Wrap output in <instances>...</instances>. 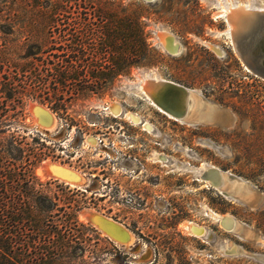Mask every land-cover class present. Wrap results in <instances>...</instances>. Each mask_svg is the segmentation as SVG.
I'll use <instances>...</instances> for the list:
<instances>
[{
    "label": "rangeland",
    "instance_id": "rangeland-1",
    "mask_svg": "<svg viewBox=\"0 0 264 264\" xmlns=\"http://www.w3.org/2000/svg\"><path fill=\"white\" fill-rule=\"evenodd\" d=\"M103 1L120 4L140 15L148 35L145 66L109 78L97 94L77 97L69 92L62 101L52 103L27 98L22 113L5 134L16 138L15 160L8 156L5 146L0 147L1 167L23 166L28 150L40 152L39 144H43L41 152L45 155L35 174L47 195L58 202L54 210L69 206L76 211L78 222L86 229L85 239L97 249L93 264H264V245L255 239L264 240V79L245 69L223 32L227 26L224 17L216 14L230 3H250L252 8L264 9V0ZM101 7L97 4V10ZM70 11L77 9L73 6ZM24 21L36 25V21L43 20L28 16ZM108 21L97 16V59H94L97 70L106 72L112 67L114 52H100L99 44L100 28L111 27ZM80 22L83 18L72 15L47 29L66 30L69 45L72 33L82 29ZM8 30L6 22L0 21V44L6 37L20 45L27 44L26 37L7 35ZM158 31L169 32L177 39L182 46L178 55L164 50ZM210 46L218 47L220 53ZM23 55L24 50L20 49L13 58L23 63ZM69 60L82 68L85 64L82 58L75 61L71 54ZM147 80L171 82L199 94L226 113L228 122H191V118L178 120L158 112L138 89ZM35 104L52 114L55 122L52 126L43 128L36 124L30 110ZM114 105L121 109L117 117L110 110ZM126 113L148 122L151 130L131 121ZM88 136L90 142L96 143L88 144ZM129 150L144 156L149 177L161 171L163 190L161 186L152 187L150 182L149 210L132 204L127 196L126 178L121 180L122 194L112 195L113 172L108 156ZM157 155L163 156L165 162ZM46 162L78 173L82 181L66 183L49 176L44 170ZM99 164L107 169L105 176L98 172ZM211 167L246 183L243 192L238 194L237 187L231 194L238 201L223 197L219 189L199 180L201 172ZM124 170L119 166L120 178L126 176ZM229 184L226 182L223 188L231 191L235 186ZM248 191L251 193L247 194ZM159 192L164 193L163 198L156 197ZM252 197L257 200L254 204H250ZM84 209L98 211L127 227L133 234V243L127 246L132 241L112 242L80 216ZM210 212L232 216L237 222L235 231L221 229ZM186 222L203 226L207 235L192 237ZM227 244L242 251L227 254L224 251Z\"/></svg>",
    "mask_w": 264,
    "mask_h": 264
},
{
    "label": "trees",
    "instance_id": "trees-1",
    "mask_svg": "<svg viewBox=\"0 0 264 264\" xmlns=\"http://www.w3.org/2000/svg\"><path fill=\"white\" fill-rule=\"evenodd\" d=\"M97 4L102 6L98 10ZM73 6L77 11H70ZM72 15L83 22L68 45L66 30L47 26ZM28 16L43 23H25ZM97 16L111 25L100 28V52H114L107 72L97 70L94 60ZM0 21L8 25L7 35H23L28 40L20 45L6 37L0 44V147H6L12 160L16 138L5 134L22 113L27 98L52 103L62 101L69 92L77 97L97 94L109 78L145 66L149 55L140 15L103 0H0ZM20 49L24 50L23 63L13 58ZM69 53L75 61L83 59V68L69 60ZM39 146L40 152L28 150L23 166L9 164L3 169L0 165V264H93L97 249L85 239L86 229L78 222L76 211L69 206L54 210L58 202L47 195L35 174L45 155L43 144ZM2 159L0 156V163Z\"/></svg>",
    "mask_w": 264,
    "mask_h": 264
},
{
    "label": "bare ground",
    "instance_id": "bare-ground-1",
    "mask_svg": "<svg viewBox=\"0 0 264 264\" xmlns=\"http://www.w3.org/2000/svg\"><path fill=\"white\" fill-rule=\"evenodd\" d=\"M151 1H155V0H151ZM254 13H264V9L257 8V7L252 8L250 3H246V4L240 3L237 5H233L230 3L229 6L222 7L221 10H219L218 13H216L219 17H224V19H225L227 26L223 32H225L228 35V37L230 38L231 43L233 45V48H234V43L232 40L231 25L229 23V20L231 19V17L235 18L236 19L235 22H237L236 25L238 26V27L237 26L236 27L240 28L242 32L248 33V31L250 30L251 25L253 23L252 14H254ZM158 32L159 33H157V34H158L159 43L164 48V50L166 52H168L169 54H172L174 56L178 55L182 49V46L177 41V39L169 32H166V31H158ZM210 47H212L213 50L216 51L217 53H220L218 47H216V46L215 47L210 46ZM234 50H235V48H234ZM244 67L248 72L253 73L249 68H247L246 66H244ZM164 83H167V81L151 80L149 82V84L146 85V83L143 81L139 84L138 89L140 90L144 99L150 104V106L154 107L158 112H160V113H162V114H164L170 118L180 120L179 118H175L174 116L166 113L159 106H157V104L153 100V98L156 97V93L159 90L160 86ZM145 85H146V87L144 88ZM189 91L192 93H195L191 90H189ZM197 95L199 96V98L203 102H205L209 106H213V108H214L213 112L210 115V122L215 121L216 123H222V124H226L228 122V115L226 113H223V111H221L219 108L216 109L214 107V105L206 102L202 98V96H200L199 94H197ZM191 98L192 97H188L189 100L187 102L186 112L190 111V109L193 105L192 104L193 101ZM40 107L44 108L41 105L35 104V105H32L30 107V110L33 112V116H34L36 122H39L41 127L48 128V127L52 126L53 123H55L54 118L49 111L48 112L51 114V116L43 113ZM110 108H111L110 110H111L112 114L115 117H117L121 113V109L118 106L114 105V106H111ZM44 109H46V108H44ZM126 115L130 116L131 121L135 122L137 125H142L144 128L151 130L152 126L148 122H143L139 116L132 114V113H126ZM191 122H201V120H199V121L191 120ZM87 142L90 144L94 143V141L90 142V140H87ZM157 157L159 158V160L161 162H165V158L163 156L157 155ZM44 170L47 174H49V176L53 175V176L60 177L61 179H59V180H62L63 182H66V183L79 184L82 181V177L78 173H76L70 169H67L64 166L59 165L57 163L46 162L44 165ZM208 170H213L214 172H208ZM202 174H206V177L202 178L201 177ZM56 179H58V178H56ZM199 180L205 182L206 184H208L210 187H212L214 189H219L220 194L223 197L233 198V200H237L236 197L234 198L233 195H231V194H233V191H235V189L237 187H239L238 194L243 192L244 189L246 188V183L243 182L241 179L233 177L232 174L229 175L226 172L220 171L219 169L214 168V167L205 168L201 172V174L199 176ZM226 182L230 183L229 186L231 184H234L233 185V186H235L234 189H232L231 191L224 189L223 187H224V184ZM249 192L250 191H248L247 194H249ZM256 201H257L256 198L252 197L250 204H254ZM209 215L212 218L217 219V223L219 224V226L229 233L235 231V229L237 228V222L235 221V219L232 216H230L228 214L227 215H218V214H214V213L210 212ZM82 218L88 219L92 226H94L95 228H98L106 236H108L109 238L114 239L118 242L128 244L133 239L132 234L129 231H127L125 228H123L119 225H116L115 224L116 222L114 223L113 220L111 221L110 219L102 216L101 214H99L98 212H96L93 209H84V212L82 214ZM187 227H188L189 231L191 230L193 232V234H195V236L201 237V236L207 235V231L203 227L197 226L195 224H190ZM255 239L264 245L263 239H261L259 237H256ZM224 251L227 254H235V253L240 252L239 247H237L234 244L233 245L227 244V247L225 248Z\"/></svg>",
    "mask_w": 264,
    "mask_h": 264
},
{
    "label": "water",
    "instance_id": "water-1",
    "mask_svg": "<svg viewBox=\"0 0 264 264\" xmlns=\"http://www.w3.org/2000/svg\"><path fill=\"white\" fill-rule=\"evenodd\" d=\"M144 1L152 2L151 0ZM252 17L253 23L249 30L250 32L248 31V33L242 32L240 28H237V22H235L236 19L231 17L229 20L231 25V35L235 52L242 64L249 68L256 76L264 79V13H254L252 14ZM150 81L151 80L145 81L146 85H148ZM188 97H192L193 105L190 111L186 112V106L189 100ZM153 100L157 106L166 113L175 118H179L180 120L191 118L197 121L201 120L203 123L210 122V115L214 110L213 106L207 105L197 94L171 82L162 84ZM40 108L43 113L51 116L48 110L42 107ZM31 113L33 116L32 111ZM36 124L40 126L39 122H36ZM208 172L214 171L208 170ZM51 177L61 179L60 177L53 175ZM201 177H206V174H202ZM83 212L84 210L80 212L81 217ZM84 219L89 222L88 219Z\"/></svg>",
    "mask_w": 264,
    "mask_h": 264
},
{
    "label": "flooded vegetation",
    "instance_id": "flooded-vegetation-1",
    "mask_svg": "<svg viewBox=\"0 0 264 264\" xmlns=\"http://www.w3.org/2000/svg\"><path fill=\"white\" fill-rule=\"evenodd\" d=\"M85 138H87V137H85ZM89 138H90V136H88L87 140H90ZM87 140H86V142H87ZM94 141L96 143V140H94ZM132 147L133 146H130L131 149H132ZM108 158H109V161L111 162V164H110L111 171L113 172L111 175L113 178L110 179V183L112 185L111 186L112 195L115 197H118L122 194L123 191H121L122 190V186H121L122 181L121 180L123 178L124 179L126 178L127 184H128L127 196L131 198L132 204L136 205L138 207L145 208V210H149V207L151 206L150 201L152 199V197H151L152 190L150 188V186H151L150 182H152V187L161 186V183L163 182L162 178L160 176L161 171H158V173L153 175L152 178L149 177V170L146 168V165H145L146 159L144 158V156H141L138 153H135L133 150H129L125 154H117V152H115V154H113L112 156H108ZM119 166H121L122 168L125 169L123 172V174L126 175L125 177L120 178L118 176ZM97 169H98V172H102V176H105L107 174L106 173L107 169L105 168V166L99 164ZM115 172H116V174L114 175ZM161 188L163 190V185L161 186ZM156 197L157 198H163L164 193L159 192V195ZM98 213L101 214L102 216L106 217L104 214H102L100 212H98ZM108 219H110V218H108ZM110 220L111 221L113 220L114 223L116 222L115 223L116 225H119V226L125 228L127 231H129L131 233V231L127 227H125L124 225H122L118 221H116L114 219H110ZM190 224H194V223L186 222V226H188ZM195 225H197V224H195ZM197 226H200V225H197ZM200 227H203V226H200ZM187 229H188V227H187ZM97 230L99 232H102L98 228H97ZM188 231H189V229H188ZM190 232L193 234V232L191 230H190ZM192 234H191V236L194 238H197V239L204 237V236L198 237V236H195V234H193V235ZM133 240H134V238H133ZM111 241L114 242L115 244H119L114 239H111ZM132 243H133V241L130 244H128L127 246H130ZM120 245H122V244H120ZM122 246H125V245H122ZM241 251L242 250L240 248V252Z\"/></svg>",
    "mask_w": 264,
    "mask_h": 264
}]
</instances>
